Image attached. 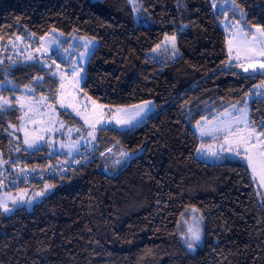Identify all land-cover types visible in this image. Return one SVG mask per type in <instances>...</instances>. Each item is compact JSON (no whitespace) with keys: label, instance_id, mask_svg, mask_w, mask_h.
<instances>
[{"label":"trees","instance_id":"1","mask_svg":"<svg viewBox=\"0 0 264 264\" xmlns=\"http://www.w3.org/2000/svg\"><path fill=\"white\" fill-rule=\"evenodd\" d=\"M231 2L220 9L212 0H140L137 20L129 0H0L3 47L17 37L40 40L53 29L97 41L83 94L110 108L147 101L156 106L130 130H99L93 145L72 156L46 146L28 151L20 136L16 143L11 135L21 122L17 94L31 88L56 105L60 84L40 63L0 64V83L10 85L0 97L11 104L0 111L3 171L16 164L44 168L95 148L64 177L0 189L52 190L31 210L7 215L0 208V264H264V196L250 168L241 159H201L202 140L194 129L245 103L264 80L230 63L223 26L264 29V0ZM168 35L177 36L181 56L151 57ZM59 114L79 123L69 112ZM250 117L257 125L264 121V98L250 103ZM118 147L131 161L109 174L102 161ZM190 208L205 225L204 245L194 253L178 235Z\"/></svg>","mask_w":264,"mask_h":264},{"label":"rangeland","instance_id":"2","mask_svg":"<svg viewBox=\"0 0 264 264\" xmlns=\"http://www.w3.org/2000/svg\"><path fill=\"white\" fill-rule=\"evenodd\" d=\"M101 0H92V2L97 3ZM215 8L225 9L228 6L231 5V0H212ZM135 15L136 19L141 18L140 17V10H141V3L140 0H129ZM135 9H138L135 10ZM138 20V19H137ZM225 30L228 34V52H229V40L233 41V52L232 57L236 56V44L237 39L243 38L241 36V31L243 33H247V39L249 41L252 40L253 34L256 37V41H264V35L261 34V32H258L257 29H253L251 32L246 31L242 24L240 23H229L226 22L223 24ZM176 37V49L177 47V36L176 35H168L166 37ZM49 38H54L55 40L61 42L58 45H52L50 44L49 40H45V45L48 47V51L44 54L41 52H37L36 49L40 46V40L35 39L34 37H27V38H20L15 39L14 41H11L6 46H2L0 43V64H10L11 66H15L17 64H32V63H40L42 67L53 72H60L67 76V79L64 80V89L60 90L59 85V91H58V97L57 101L60 99V92L62 91L64 94V101L65 104H73L75 105V108L80 110V112L84 115H87L91 118L93 112V105L91 101H94L92 99H88L89 97L84 95L82 92V85L84 80L81 81L78 87L73 86V79L71 77V70L73 63H76L79 61L78 66L83 68V71L80 73L82 77L85 78V70L87 63L91 57L88 56L84 59H81L80 54L85 51L83 48L84 39L85 38H79V37H71L67 38L65 35L57 32L52 31L49 36ZM165 39L159 44V48L157 46L152 50L150 53V56L154 59L163 60V59H171L176 60L181 56L180 51L178 50V55H173V50L171 47V44ZM70 39V40H69ZM92 42V46L95 48L97 47L98 43L97 41H93L88 39ZM53 49H55L57 55H53ZM29 55H32L33 59L29 60ZM230 57V56H229ZM257 61H264V57H257ZM232 62H234L236 65L245 63V60L243 56L239 60L237 59H230ZM54 61V63H53ZM56 64L60 65V68H56ZM238 67V66H237ZM238 69L246 74H252V75H260L264 76V71H262L259 66H257L256 72H253L252 69H249L248 72H245L243 68L238 67ZM60 81V76H54ZM10 86L8 83H0V90L7 88ZM29 88L23 89L21 93L17 94V107L19 108L21 112V122L18 127H11V135L15 138L16 143L18 141V137L20 136L23 142V146L28 151H36L40 148L46 146L48 147L53 154H67V155H74L77 152H79L82 148L89 147L93 145L97 141L98 132L101 129L104 128H114L119 131H126L130 130L127 126L118 124L116 122L115 117L121 115L117 112V109H127L130 112L135 111V108L133 106L131 107H117V108H110L106 107L103 109L104 116L102 118V122L100 124H97V131L95 133L96 139L92 140L90 137H87L86 132L88 131L87 125L84 124V120L80 118V116L76 115V112L73 110L72 107H60L59 103L51 104L48 99L44 96H37L34 93V90L32 91L28 90ZM254 92L252 94L248 95V98L245 103L237 105L235 108H231L229 110H226L222 112L221 114H217L212 119H206L194 126V129L200 139L202 140V144L204 145V151L201 153H198V156L208 162L216 163L219 162L222 158H230L233 160L236 159H242V157L233 156L231 153L220 151V144L222 141L214 140L212 136H200V132L198 130V125L202 126L204 128H210L214 125H216L222 118L223 119H229L228 113L232 112L233 115H239V109L247 106V114L248 117L251 120L250 117V103L255 98H264V80L260 83H258L254 87ZM46 98V101H41V98ZM5 99V98H4ZM9 100V99H7ZM10 101V100H9ZM2 103V101H0ZM97 103V102H96ZM23 104L24 107L21 108L20 105ZM98 104V103H97ZM148 104L151 111L148 113L146 120L153 115L156 112V106L153 101H147L138 105H145ZM137 106V105H135ZM4 110L10 109L11 104L4 105ZM31 108L32 111H28V109ZM39 109V111H37ZM53 109H55V112H53ZM59 110L69 112L72 116H74L76 119L79 120V123H71L69 120L63 118L59 114ZM27 112V115L25 113ZM57 121L53 125L51 123H44L41 124L39 121H45L48 122L49 120ZM145 120V121H146ZM32 121H37V123H32ZM63 123V127H61V123ZM45 127L53 128L52 131H45V132H36V129H42ZM24 129V130H20ZM71 129L72 131L69 132L68 130ZM81 129L80 133H77L75 130ZM132 129V128H131ZM25 131H27L30 135L28 136V139L32 142H34L35 147L29 148L27 144L24 143L25 141ZM43 135L44 139H38L37 137ZM83 136V139L81 137ZM76 141H79V143H76ZM61 145H64L61 147ZM16 151L19 152L20 148H18V145L15 144ZM209 147L212 149V151H217L218 156L213 157L210 152L207 150ZM71 149V151H70ZM126 153L127 155H121V153ZM131 155L128 154L122 147L116 148L113 152H111L106 158L103 159V165L105 171L109 174H113L114 172L118 171L119 169L127 166L129 162L131 161ZM244 161V160H243ZM246 163V161H244ZM247 164V163H246ZM5 161L3 159L2 153L0 152V175L1 173H6V171H3V168L5 167ZM251 170V169H250ZM252 172V170H251ZM253 176V175H252ZM255 185L258 191L264 196V186H261L259 182V178L257 177L254 179ZM51 188L48 187L47 189L43 190H36L32 191L31 189H21L17 192H6L5 190H2L0 193V204L6 206L10 211H5L4 207H0L3 212L7 215L12 214L15 210L19 208H27L28 210H31L36 204L42 202L50 193ZM37 193H42L41 195H37ZM192 228H198L200 231V241L199 242H193L194 247L192 249H189L188 243H186V240L188 239V229L189 227ZM178 235L181 241V244L183 248L190 252L194 253L198 248L202 247L205 242V225L203 218L200 214V212L196 208H190L188 209L185 214L182 216V219L179 224L178 228Z\"/></svg>","mask_w":264,"mask_h":264},{"label":"snow or ice","instance_id":"3","mask_svg":"<svg viewBox=\"0 0 264 264\" xmlns=\"http://www.w3.org/2000/svg\"><path fill=\"white\" fill-rule=\"evenodd\" d=\"M138 11V9H135ZM138 20L141 18H137ZM146 22V21H145ZM55 31V29H53ZM241 31V36L243 38L237 39L236 44V56L232 57L233 52V41L229 40V56L230 59H237L239 60L241 56H243L245 63L238 64V67L243 68L245 72H248L249 69H252L253 72H256L257 66L264 71V61H257V57H264V41H256V37L253 34L252 40L249 41L247 37V33H243ZM258 32H261L262 35H264V29H257ZM17 39H20V37H17ZM48 39L50 44L52 45H58L59 41L55 40L54 38L49 37H41L40 38V46L36 49L37 52H41L42 54L46 53L49 49L45 45V40ZM166 40L171 44L173 55H178V50L176 49V37H166ZM160 46L157 45V48ZM83 48L85 49L84 52L80 54L81 59H84L92 54L94 51V47L92 46V42L89 41L87 38L84 39ZM53 55H57L55 49H53ZM29 60L33 59L32 55H29ZM54 63V61H53ZM79 61L76 63H73L72 70H71V77L73 79V86L78 87L82 80H84V77L80 75V73L83 71L82 67L78 66ZM56 68L59 69L60 65L56 64ZM53 76H60V90H63L64 80L67 79V76L60 72H53ZM29 91H32L31 88L28 89ZM91 99L90 97L88 98ZM0 111H4L3 106L9 105L10 101L7 99H4L3 97H0ZM41 101H46V98H41ZM59 103L60 107H72L73 110L76 112V115L80 116L82 120H84V124L87 125L88 131L86 132L87 137H90L92 140L96 139L95 133L97 131V124H100L102 122V118L104 116L103 109L105 108V105L103 104H97L95 101H91L93 105V114L91 118L87 115H84L80 112V110L75 108V105L69 103L65 104L64 101V94L61 91L60 92V99L56 101ZM21 108L24 107L23 104L20 105ZM135 108V111L130 112L127 109H117V112L121 115L115 117L116 122L118 124L127 126L129 129L134 128L138 126L141 123H144L148 113L151 111L148 104L145 105H137L133 106ZM235 108V106H233ZM28 111H32L31 108L28 109ZM39 111V109H37ZM53 112H55V109H53ZM27 115V112L25 113ZM229 119H221L216 125L210 127V128H204L202 126L198 125V130L200 132V136H212L214 140L222 141L220 144V151L231 153L233 156L242 157L244 161H246L247 166L252 170L253 179L259 178V182L261 186H264V121H262L259 125L255 124L253 121L250 120L247 114V106L239 109V115H233L232 112L228 113ZM57 121L49 120L48 122L45 121H39V123H51L54 128V124ZM32 123H37V121H32ZM61 123V127H63V123ZM53 128L45 127L42 129H36V132H45V131H52ZM24 130V129H20ZM69 132L72 130L69 129ZM77 133L81 132V129L75 130ZM30 134L25 131V141L24 143L28 145L29 148L35 147L34 142L30 141L28 139V136ZM38 139H44L43 135H40L37 137ZM83 139V136L81 137ZM76 143H79V141H76ZM64 145H61L63 147ZM204 145L201 144L200 148L197 149L198 153H201L204 151ZM210 154L213 157L218 156L217 151H212V149L209 147L207 149ZM71 151V149H70ZM109 152H111V149H108ZM103 155V153H102ZM121 155H127L126 153H121ZM51 187L50 185H46L45 188ZM42 193H37V195H41ZM0 207H4V210L10 211L6 206L0 204ZM200 241V231L198 228H192L191 226L188 229V239L186 240V243H188L189 249H192L194 247L193 242H199Z\"/></svg>","mask_w":264,"mask_h":264},{"label":"built area","instance_id":"4","mask_svg":"<svg viewBox=\"0 0 264 264\" xmlns=\"http://www.w3.org/2000/svg\"><path fill=\"white\" fill-rule=\"evenodd\" d=\"M95 148L88 152H83L75 158L65 157L55 164L41 168L39 166L29 167L22 164H16L12 167L10 173H1L0 189L11 188L12 186L34 185L42 183L48 179L61 178L76 170L77 167L93 155ZM102 154L96 155V157Z\"/></svg>","mask_w":264,"mask_h":264},{"label":"crops","instance_id":"5","mask_svg":"<svg viewBox=\"0 0 264 264\" xmlns=\"http://www.w3.org/2000/svg\"><path fill=\"white\" fill-rule=\"evenodd\" d=\"M229 59H230V57H229ZM230 63H231L232 65H236V64H235L234 62H232L231 60H230ZM231 64H230V65H231ZM236 66H237V65H236ZM239 105H240V104H239ZM236 106H237V105H235V107H236ZM231 108H233V107H231ZM231 108H229V109H231ZM229 109H228V110H229ZM126 131H127V130H126ZM63 155H67V154H63ZM1 194H3V193H0V198H1V196H2Z\"/></svg>","mask_w":264,"mask_h":264}]
</instances>
